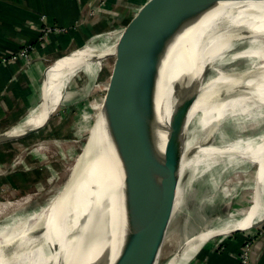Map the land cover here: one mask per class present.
I'll return each mask as SVG.
<instances>
[{"label":"bare ground","instance_id":"6f19581e","mask_svg":"<svg viewBox=\"0 0 264 264\" xmlns=\"http://www.w3.org/2000/svg\"><path fill=\"white\" fill-rule=\"evenodd\" d=\"M106 37L107 32L95 38L99 42ZM108 50L98 55L113 47ZM94 55L92 46L77 53L67 67L66 82L78 71L92 69ZM162 65L153 136L160 154L172 116L187 103L178 134L182 156L171 219L192 188H218L230 183L226 176L231 171L240 177L251 170L244 181L246 204L236 205L224 217L219 213L210 219L199 217L198 228L185 234L166 259V264H188L218 234L264 220V169L254 168L264 163V1L218 2L176 36ZM53 96H47L36 114L50 108ZM69 96L66 92L63 101ZM97 115L94 135L102 151L91 154L81 180L74 179L73 172L81 158L86 159L85 152L73 167V176L44 206L0 227V264H93L102 251L104 264H113L125 204L146 216L151 213L156 194L127 167L106 131L99 138L104 120L100 111ZM224 124L234 126L236 137L226 145L211 143L214 130ZM14 136L6 133L0 141ZM196 174L200 176L191 182ZM4 210L0 204V213ZM104 217L109 226L105 236L99 226Z\"/></svg>","mask_w":264,"mask_h":264},{"label":"water","instance_id":"95a60500","mask_svg":"<svg viewBox=\"0 0 264 264\" xmlns=\"http://www.w3.org/2000/svg\"><path fill=\"white\" fill-rule=\"evenodd\" d=\"M240 1L264 0H141L116 22L106 39L94 47L96 55L91 58L90 64L94 67L82 69L89 79L96 76L98 79L101 76L100 60L113 57L98 111L62 187L74 173V179L81 180L86 175L81 171L91 154L98 153L99 149L102 151L103 145L95 141L94 132L97 133V129L90 130L100 111L104 123H101L99 138L106 131L127 167L157 196L148 216L132 204L126 203L123 207L120 243L113 264H159L178 211L171 219L182 156V142L178 134L181 122L187 116V103L182 104L170 120L162 154L158 152L153 137L156 123L155 94L169 47L183 29L218 2ZM112 47L113 53L98 55L100 51H109ZM28 115L29 112L19 118L16 127L23 128V131L13 140H21L38 130L31 127L24 129ZM84 152L86 159L83 161L79 156ZM78 158L80 163L76 165ZM99 226L103 235H107L109 226L106 217L99 222ZM246 232L236 230L222 238ZM103 253L93 264H104ZM167 260L162 264H166Z\"/></svg>","mask_w":264,"mask_h":264},{"label":"rangeland","instance_id":"374dc122","mask_svg":"<svg viewBox=\"0 0 264 264\" xmlns=\"http://www.w3.org/2000/svg\"><path fill=\"white\" fill-rule=\"evenodd\" d=\"M104 5L105 3L101 4L100 1L99 6ZM129 6H126L127 9ZM117 11L119 14V11L122 12V8ZM90 15L93 18V14ZM41 20L45 26L54 29L50 32L51 34L58 32L56 29H63V33L68 31L65 27L60 28L54 24L45 23L44 16H41ZM103 27L106 28L95 32L87 45L75 48L69 54L50 62L44 84L39 86V93L32 96L29 115L24 122V128L28 126V128H38V130L21 140H13L12 137L0 141V204L5 207L4 212L0 213V227L10 225L17 219L31 216L53 198L65 182L69 174L68 169H71L75 157L82 147V142L87 137L88 128L98 111L105 90L107 71L110 70L113 57L109 56L100 60L101 76L98 79L97 76L94 79H89V76L85 75L82 70L78 71L68 82H66L65 75L69 63L77 53L87 46L95 47L103 40L100 38L98 42L95 37L108 33L112 29L109 26ZM109 53H113V50H110ZM51 70H53V76L48 77ZM66 92L70 93V96L68 100L63 101ZM48 95H54L52 105L44 112L36 114L34 110L38 106L46 105ZM97 123L98 119L95 118L94 129L97 128ZM16 126L17 123L4 130L1 129L0 136L6 133L17 136L18 133H22L23 128L18 129ZM233 127L224 124L218 129L216 128L210 142L215 145L230 143L236 137L234 133L236 129ZM255 166V169H264L263 162H259ZM199 176L200 174H196L192 177L191 182L193 178ZM250 176L251 170L244 172L240 177L235 176L231 171L226 176L227 179H230V183H225L224 186H218V188L207 186V191L194 187L186 192L173 219L170 237L168 236L163 246L159 264H162L174 253L185 234L198 228L199 217L210 219L217 213H219V217H224L236 205L241 203L245 205L247 200L244 193L247 191L243 189L244 181L248 180ZM257 225L239 229L247 230L244 235L247 238L249 234L254 233V230L259 233L264 231V220ZM238 234L240 233L224 238H222L223 234H218L208 240L198 253L207 244H216L217 248L221 249L222 244L220 243L225 238ZM249 240L253 241L254 236L249 237Z\"/></svg>","mask_w":264,"mask_h":264},{"label":"crops","instance_id":"0c3cea01","mask_svg":"<svg viewBox=\"0 0 264 264\" xmlns=\"http://www.w3.org/2000/svg\"><path fill=\"white\" fill-rule=\"evenodd\" d=\"M140 1L105 0L101 2L105 5L99 6L100 0H0V130L15 125L29 112L32 96L43 86L50 62L87 45L95 32L106 28L103 26L113 27ZM119 8L122 12L118 14ZM41 16L45 23L68 31L38 41L39 28L44 24ZM27 45L32 46L28 59L1 60ZM253 234L250 264H264V231L254 230ZM244 235L225 238L220 243L221 249L216 244H207L190 264H236V255L246 239Z\"/></svg>","mask_w":264,"mask_h":264},{"label":"built area","instance_id":"2783aa9c","mask_svg":"<svg viewBox=\"0 0 264 264\" xmlns=\"http://www.w3.org/2000/svg\"><path fill=\"white\" fill-rule=\"evenodd\" d=\"M100 1L103 2V0H100ZM52 30H54V29H52L48 26H45L43 24V26H41L39 28L38 41L42 42V41L48 39L50 34H51L50 32H52ZM56 31L60 32V31H64V30L63 29H56ZM31 48L32 47L29 45L24 46L23 48L19 49L16 53L11 55L10 57L2 58L1 60L3 62H15L19 58L28 59L29 51L31 50ZM253 235L254 234L250 235L249 237H251V236L253 237ZM249 237H247L243 241V243H242V245H241V247H240V249L236 255V264H250V253H251V250L253 248V241L249 240Z\"/></svg>","mask_w":264,"mask_h":264},{"label":"trees","instance_id":"16d2710c","mask_svg":"<svg viewBox=\"0 0 264 264\" xmlns=\"http://www.w3.org/2000/svg\"><path fill=\"white\" fill-rule=\"evenodd\" d=\"M32 47V46H31Z\"/></svg>","mask_w":264,"mask_h":264}]
</instances>
